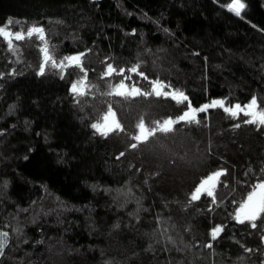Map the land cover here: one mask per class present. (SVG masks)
Listing matches in <instances>:
<instances>
[{"label":"trees","instance_id":"1","mask_svg":"<svg viewBox=\"0 0 264 264\" xmlns=\"http://www.w3.org/2000/svg\"><path fill=\"white\" fill-rule=\"evenodd\" d=\"M244 2L241 19L230 0H0V27L24 33L11 47L0 37V264H264V217L256 229L234 219L264 182V126L216 107L134 138L185 107L149 97L154 84L196 106L255 97L264 110V0ZM45 44L57 61L83 54V72L49 63L38 75ZM125 76L141 92L127 107L104 94ZM110 109L121 128L101 136L91 125ZM221 170L215 202L192 201Z\"/></svg>","mask_w":264,"mask_h":264},{"label":"snow or ice","instance_id":"2","mask_svg":"<svg viewBox=\"0 0 264 264\" xmlns=\"http://www.w3.org/2000/svg\"><path fill=\"white\" fill-rule=\"evenodd\" d=\"M227 10L233 13L235 16L244 18L243 13L247 7L244 0H230V3L226 5ZM9 25L12 24L11 18L7 22ZM17 24L20 23L19 20L16 21ZM167 31V29H165ZM29 37L33 35H37L40 40H45V32L43 27H35L33 26L27 33ZM16 40H23L24 33L22 31H17L13 33L11 31H7L4 27H0V37H3L11 47L12 38ZM44 53V65L39 68L38 75L43 76L45 74V66L51 63L52 68H61L64 69L66 66H76L80 67L81 71L84 70L82 66L83 62V54L79 55H65L59 61L54 59L53 55L49 54V49L47 44L43 48ZM66 62V63H65ZM15 69L12 70V74H15ZM83 72V71H82ZM2 78V77H0ZM63 79V76H61ZM166 87H170L169 85L163 83L158 84L156 90L160 92L161 95H165L167 98H171L177 102H188V110L184 111L182 115L179 117L180 122L185 123H200L197 119L199 113L207 112L210 108H222L223 111L229 114L233 118H238L241 113L244 116L250 117V119L246 120L245 123L255 124L258 127L264 126V110H258L259 105L257 103V99L253 97L250 103L244 105L236 103L234 106L228 107L226 106L225 99H213L210 103H205L199 107H193L189 100V97L181 90H170L164 91ZM90 88V85L87 81V73L84 72V78L79 79L76 82L71 84L70 91L77 95L82 96L85 92ZM237 128L240 127L239 124L235 125ZM92 129L101 136H107L109 131L111 130L110 125L108 123V118H101L98 122L93 123L91 125ZM2 135V133H0ZM122 155V153L120 154ZM226 175V170L216 171L204 179L198 187H196L194 193L191 195L192 201L200 200L202 195H206L207 197L212 198V201L216 200L215 189L219 184V178L221 176ZM211 211V209H209ZM264 217V182L258 183L254 186L253 190L247 195L245 201L241 202L234 213V219L239 224H245L246 222H250V226L252 229H256L258 227L256 221L261 220ZM264 227V224L261 225ZM224 231L222 226H217L211 232V237L215 240L219 234ZM0 237L6 239L8 237L7 232H3L0 234ZM264 238V237H262ZM209 249L213 247L211 243L206 245ZM248 252H252L253 249L248 248ZM0 255H3V246H0Z\"/></svg>","mask_w":264,"mask_h":264},{"label":"rangeland","instance_id":"3","mask_svg":"<svg viewBox=\"0 0 264 264\" xmlns=\"http://www.w3.org/2000/svg\"><path fill=\"white\" fill-rule=\"evenodd\" d=\"M114 74H115V72L111 71L110 69L107 71V76L109 78L113 77ZM125 86H127V87L130 86L128 93L124 94V95H120L119 91H124ZM153 86L154 87H152V88L155 89L154 96L157 97V96H159L158 95V91L156 90L158 85L154 84ZM139 89H140L139 86H137L134 82L133 83L128 82V77H126V76L121 78V79H116V77H114V78L110 79L109 83L107 84L104 94H105L106 98H108V97L117 98L120 105H123L124 107H127L128 105H130V101L134 97V92L135 91H140ZM163 97H166V96H163ZM118 107H120V106H118ZM185 109H186V107L181 112H183ZM113 114H114V110L110 109L107 112V114L104 115V117H108V116L115 117ZM241 114H243V113H241ZM169 120L170 119H165L164 121H162V122H160L158 124L163 126L164 124L168 123ZM117 122H118V127H120V123H119L120 121H117ZM140 124L138 125L137 131H136L135 136H134L135 141L137 140L136 138H137V134H138V131H139ZM151 124H153V123L151 122ZM147 127H148L149 130H152V129L157 128L158 126L156 124V125H152V126H148L147 125Z\"/></svg>","mask_w":264,"mask_h":264},{"label":"flooded vegetation","instance_id":"4","mask_svg":"<svg viewBox=\"0 0 264 264\" xmlns=\"http://www.w3.org/2000/svg\"><path fill=\"white\" fill-rule=\"evenodd\" d=\"M126 88H127V90H125L124 89V91H119V94L120 95H124V94H127L128 93V91H129V88H130V86L129 87H127V86H125ZM152 87H154V86H152ZM151 87V95H149V97H153L154 96V94H155V89H153ZM165 91V90H164ZM168 91V90H167ZM140 91H135L134 92V97L132 98V100L133 99H135V98H138L139 96H140ZM158 95L159 96H165V95H161L160 94V92H158ZM145 96H148V95H145ZM190 100V99H189ZM190 102H191V105L193 106V107H199V106H196V105H194L193 104V102L190 100ZM182 103H184L185 104V107H186V109L184 110V111H187L188 110V102L187 101H185V102H182ZM184 107V108H185ZM183 108V109H184ZM211 109H213V108H210L209 110H211ZM208 110V111H209ZM183 111V112H184ZM207 111V112H208ZM183 112H181V113H178V116L175 118V119H170L169 121H168V123H166V124H164L163 126H161L160 124H158V123H156L157 124V128H155V129H152V130H149L148 129V127L146 126V125H144V123H141L140 124V127H139V131H138V134H137V142H139V143H143V142H145V141H147L152 135H154L157 131H169V130H171L175 125H178L179 123H185V122H180L179 121V117H180V115H182L183 114ZM204 113H206V112H204ZM203 113H199L198 114V116H197V119H199L200 117H201V115H202ZM108 118V123H109V125H110V128H111V130L109 131V133H112V132H114L115 130H117L119 127H118V122H117V124L115 123V121H113L114 119H113V116L112 117H110V116H108L107 117ZM118 121V120H117ZM142 127H144L145 129H146V131L145 132H142L141 131V128ZM108 133V134H109Z\"/></svg>","mask_w":264,"mask_h":264},{"label":"water","instance_id":"5","mask_svg":"<svg viewBox=\"0 0 264 264\" xmlns=\"http://www.w3.org/2000/svg\"><path fill=\"white\" fill-rule=\"evenodd\" d=\"M124 89L127 90L126 87H125ZM113 119H114L113 121H115V123L117 124V119H116L115 117H113ZM141 131H142V132H145L146 129H145L144 127H142V128H141Z\"/></svg>","mask_w":264,"mask_h":264}]
</instances>
